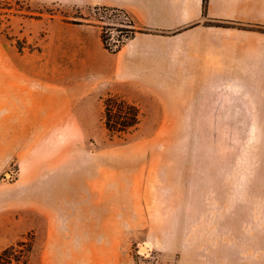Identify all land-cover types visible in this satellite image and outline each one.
<instances>
[{
  "label": "rangeland",
  "instance_id": "374dc122",
  "mask_svg": "<svg viewBox=\"0 0 264 264\" xmlns=\"http://www.w3.org/2000/svg\"><path fill=\"white\" fill-rule=\"evenodd\" d=\"M76 20L99 23L115 45L129 19L0 0V251L25 240L26 264H264V97L188 121L164 120L152 103V119L143 112L136 130L113 136L107 95H85L90 80L52 54L56 25ZM70 91L78 117L54 133L22 135L6 112L8 98Z\"/></svg>",
  "mask_w": 264,
  "mask_h": 264
},
{
  "label": "crops",
  "instance_id": "0c3cea01",
  "mask_svg": "<svg viewBox=\"0 0 264 264\" xmlns=\"http://www.w3.org/2000/svg\"><path fill=\"white\" fill-rule=\"evenodd\" d=\"M42 1L122 8L138 29L146 30L112 52L95 21L56 25L58 46L52 54L69 56L71 74L90 80L84 85L85 95L125 97L151 119L154 103L162 108L164 120L185 121L219 119L211 115L220 114V106L230 104L231 98L264 97V0ZM214 21L224 25L210 23ZM68 94L20 102L8 98L11 108L6 112L23 122L22 135L54 133L62 119L78 117L71 91ZM185 238L191 239L186 234ZM181 248L182 259L187 258L188 247Z\"/></svg>",
  "mask_w": 264,
  "mask_h": 264
},
{
  "label": "trees",
  "instance_id": "16d2710c",
  "mask_svg": "<svg viewBox=\"0 0 264 264\" xmlns=\"http://www.w3.org/2000/svg\"><path fill=\"white\" fill-rule=\"evenodd\" d=\"M204 1L205 3L207 2V0ZM105 9H111L119 14H124L129 19L127 22L128 26L119 29L122 36L118 38L119 42L115 43V45L110 44L107 35L104 31L102 32V39L108 50L112 52L117 51L137 31H146L136 27L134 19L125 9L108 7H105ZM75 22L78 23L77 20ZM210 23L224 25L221 21ZM123 35L126 36V40H124ZM104 107V122L111 135L123 138L139 127L142 119V111L135 102L119 95L108 94L104 98ZM31 248L32 246L27 241L19 240L16 244L10 245L0 251V264H26Z\"/></svg>",
  "mask_w": 264,
  "mask_h": 264
}]
</instances>
